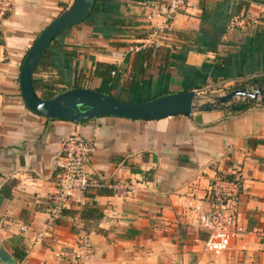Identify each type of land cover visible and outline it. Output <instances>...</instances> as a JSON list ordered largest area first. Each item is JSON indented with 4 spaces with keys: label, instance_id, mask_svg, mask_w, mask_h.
Returning a JSON list of instances; mask_svg holds the SVG:
<instances>
[{
    "label": "crops",
    "instance_id": "crops-1",
    "mask_svg": "<svg viewBox=\"0 0 264 264\" xmlns=\"http://www.w3.org/2000/svg\"><path fill=\"white\" fill-rule=\"evenodd\" d=\"M148 1L95 0L96 12L48 47L49 58L32 75L41 85L35 94L41 99L78 85L138 103L264 83V0H188L169 20L156 16ZM12 2L0 49V190L11 188L0 199V247L12 257L24 247L19 264H75L82 237L94 249L83 264H264V106L147 121L103 117L74 123L37 115L25 106L20 68L37 36L71 0ZM167 20L169 38L154 40L159 50L132 80V49L140 42L127 33L147 32ZM97 63L115 65L119 74L99 78ZM75 134L94 149L89 176L133 185L127 195L95 196L91 205L102 218L80 224L60 211L77 213L83 193L57 214L54 199V160L64 138ZM219 180L239 183L236 218L242 230L215 256L206 249L199 216Z\"/></svg>",
    "mask_w": 264,
    "mask_h": 264
},
{
    "label": "water",
    "instance_id": "water-1",
    "mask_svg": "<svg viewBox=\"0 0 264 264\" xmlns=\"http://www.w3.org/2000/svg\"><path fill=\"white\" fill-rule=\"evenodd\" d=\"M95 0H71L35 39L22 62L18 77L25 106L33 113L55 120L82 123L103 117L135 120H159L172 116L230 108L237 110L251 101H264V83L235 89L225 95L203 97L200 91L165 94L143 102H124L113 96L86 88H72L52 99H40L32 88V75L49 45L64 30L80 24L90 16ZM242 101L236 103V99ZM0 264H16L15 259L0 247Z\"/></svg>",
    "mask_w": 264,
    "mask_h": 264
},
{
    "label": "built area",
    "instance_id": "built-area-1",
    "mask_svg": "<svg viewBox=\"0 0 264 264\" xmlns=\"http://www.w3.org/2000/svg\"><path fill=\"white\" fill-rule=\"evenodd\" d=\"M188 0H150L148 6L156 16L172 19L186 6ZM13 10L12 0H0V49L3 45V27L6 19ZM168 20L160 27L150 28L147 38L139 40L140 44L132 49L138 51L148 46L159 48L156 38L167 39L170 36ZM119 74V70L113 76ZM93 147L80 135H70L61 143L60 155L54 160L56 170V214L68 202L72 201L75 193H85L90 189L106 188L114 194L127 195L133 185L114 179L92 177L86 173V167L93 154ZM239 183L237 180H219L215 187L206 195L208 209L199 216V225L207 233L206 249L215 256L224 253L230 246L232 238L241 232L236 218L237 196ZM82 202L81 205H84ZM199 209V208H198ZM80 224L78 215L72 218ZM42 233L40 236H44ZM94 249L87 237H82L77 246L74 262L83 264L92 257Z\"/></svg>",
    "mask_w": 264,
    "mask_h": 264
},
{
    "label": "trees",
    "instance_id": "trees-1",
    "mask_svg": "<svg viewBox=\"0 0 264 264\" xmlns=\"http://www.w3.org/2000/svg\"><path fill=\"white\" fill-rule=\"evenodd\" d=\"M96 8H97V4L95 3L94 4V7H93V10H92V12L90 14V16L93 13L96 12ZM127 38H129V39L132 38V39H136V40H143V39H146L147 38V32L146 31L144 32L143 30H141V31L140 30H137V31L133 30L131 32L129 31L127 33ZM158 50H159V48H154L153 46H148V47H145L143 49H140V50H138V51H136L134 53V70L131 73V77H130L132 80H134V79L139 78L140 76H142V74L144 73V70L141 67L142 62L145 59H148L152 55H154L155 53H157ZM48 58H49V51H48V48H47L43 52V54H42V56H41V58L39 60V63H38V65H37V67H36V69H35L34 72L38 71L39 68L43 67L44 63H46L45 61ZM50 64L53 67V64L52 63H50ZM116 70H117V67L115 65H110V64H105V63H97L95 65V74H96V76L99 77V78H102L104 80H109V81L112 80L113 79V73L116 72ZM258 83H259V81L253 80V81H250V82H247V83H243V84H240V85H236V86L232 87V89L233 90H235V89H242V88L248 87L250 85H252V86L253 85H256ZM40 87H41V85H39L35 81H32V88H33V91L34 92H36L37 89L40 88ZM73 88H78V85H74ZM232 89H230V91H232ZM65 91H67V90L66 89H61L57 93H52V95L47 96V97H43L41 99H43V100H49V99H52L55 96H57V95L65 92ZM107 94L111 95L110 93H107ZM114 98H116L118 100H121V99H119L117 97H114ZM256 103H259L262 106H264V101H251V102L245 104L244 106L238 108L237 110H231L230 108H228V109L232 113L244 112V111H246V110L251 109L252 107H254V105ZM10 190H11L10 186L4 185L1 188V190H0V199L2 197L3 198L4 197H9L10 196ZM105 193H111V194H113V191H111L109 189H106V188L87 190L83 194L84 202L85 203L81 207V209L79 211H77V213L70 212V211H66V210L62 209L60 211V214H65V215L66 214H69L71 216H76L75 214H77L79 216V218H80L81 221H89L91 219L99 220V219L102 218L103 215H102V213L95 206H92L91 205V201H92V199L95 196L100 195V194H105ZM26 255H27V253H26V249L24 247L16 248L14 250V252H13V258L15 259L16 263H18V264L21 263L25 259Z\"/></svg>",
    "mask_w": 264,
    "mask_h": 264
},
{
    "label": "rangeland",
    "instance_id": "rangeland-1",
    "mask_svg": "<svg viewBox=\"0 0 264 264\" xmlns=\"http://www.w3.org/2000/svg\"><path fill=\"white\" fill-rule=\"evenodd\" d=\"M220 94L225 95V94H227V92H226V91H221ZM220 94H219V95H220ZM215 95H218V94H217V93H208V94H206V95L203 96V97H209V96H215ZM235 101H236V103H240L242 100L239 99V98H237ZM259 101H260V100H259Z\"/></svg>",
    "mask_w": 264,
    "mask_h": 264
}]
</instances>
